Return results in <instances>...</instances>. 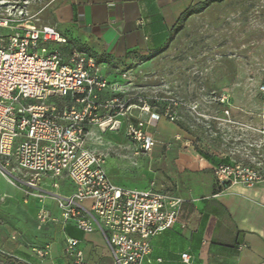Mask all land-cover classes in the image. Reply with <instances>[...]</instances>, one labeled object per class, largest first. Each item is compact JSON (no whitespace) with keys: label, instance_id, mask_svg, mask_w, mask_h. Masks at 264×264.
<instances>
[{"label":"built area","instance_id":"2783aa9c","mask_svg":"<svg viewBox=\"0 0 264 264\" xmlns=\"http://www.w3.org/2000/svg\"><path fill=\"white\" fill-rule=\"evenodd\" d=\"M17 2L0 1L7 4L0 7V176L23 188L25 202H38L39 228L55 221L51 200L64 225L103 236L114 264H144L152 240L178 222L182 200L154 184L147 189L116 186L105 169L106 155L88 146L90 129L118 131L126 118L127 137L148 153L156 145L148 129L161 119L177 123L186 103L120 95L102 64L85 52L67 51L68 39L30 13L31 0ZM259 91L264 97V82ZM221 101L228 103V98ZM256 132L264 137V126ZM253 146L263 148L264 142ZM214 174L220 193L264 180V170L250 157L217 165ZM49 252L48 246L33 249L40 260ZM64 254L68 264H94L77 239L66 240ZM181 258L192 264L188 253Z\"/></svg>","mask_w":264,"mask_h":264},{"label":"crops","instance_id":"0c3cea01","mask_svg":"<svg viewBox=\"0 0 264 264\" xmlns=\"http://www.w3.org/2000/svg\"><path fill=\"white\" fill-rule=\"evenodd\" d=\"M206 1L55 0L45 24L68 39L67 51L85 52L98 63L115 70L122 68L123 72L165 49L182 17ZM227 98L225 111L218 117L225 133H238L248 147L264 142L256 132L264 126L261 113H255V119L247 113L239 115L235 111L239 109ZM185 115L181 109L177 123L161 119L148 129L156 141L150 152L141 151L136 144L125 146L127 163L148 174V182L141 189L154 184L158 191L182 200L178 222L152 240V253L144 264H186L183 253L191 256L192 264H264V180L233 185L220 193L214 168L248 157L238 158L240 147L234 146L230 148L231 157L216 156V149L207 146L205 130L188 125ZM122 121L127 128L128 120ZM95 128L90 129L88 141L92 150ZM15 190L12 193L0 188V217L13 218L17 223V228L0 226V264H68L64 254L68 238L79 241L90 262L113 264L111 250L99 232L88 234L72 224L64 225L51 200L48 207L55 221L39 228L38 202H25L23 188ZM2 197L7 205L1 203ZM45 246L49 255L40 260L33 249Z\"/></svg>","mask_w":264,"mask_h":264},{"label":"rangeland","instance_id":"374dc122","mask_svg":"<svg viewBox=\"0 0 264 264\" xmlns=\"http://www.w3.org/2000/svg\"><path fill=\"white\" fill-rule=\"evenodd\" d=\"M17 1L20 0H9L18 5ZM54 3L55 0H31L29 11L40 24H45ZM6 5L0 3L3 9ZM145 60L123 72L109 64H102V68L120 95L126 93L130 99L158 96L184 101L188 125L205 130L207 146L216 149V156L229 158L230 148L240 147L238 158L253 157V162L264 170V147L250 148L238 133H225L218 118L225 111L223 97H229L239 115L247 113L255 119V113L264 112L259 91L264 82V0H224L205 7L184 22L165 49ZM112 95L108 93L109 97ZM95 129L91 146L106 155L105 169L111 181L122 188L145 186L148 174L124 159L125 146L135 144L126 136L125 124L118 131L103 133L98 127ZM15 187L21 186H13L0 176L2 191L13 193ZM1 203L8 204L5 197ZM16 224L13 218L0 217V226L17 228Z\"/></svg>","mask_w":264,"mask_h":264},{"label":"trees","instance_id":"16d2710c","mask_svg":"<svg viewBox=\"0 0 264 264\" xmlns=\"http://www.w3.org/2000/svg\"><path fill=\"white\" fill-rule=\"evenodd\" d=\"M223 1L224 0H209V1H206V2L202 3L199 7L195 8L194 10H188L187 14L182 17V19L179 21L177 27L174 29V34L178 33L181 30V28L184 25V22L189 17H191V16H193L195 14L201 13L205 7H208V6H210L211 4H213L215 2L221 3Z\"/></svg>","mask_w":264,"mask_h":264},{"label":"water","instance_id":"95a60500","mask_svg":"<svg viewBox=\"0 0 264 264\" xmlns=\"http://www.w3.org/2000/svg\"><path fill=\"white\" fill-rule=\"evenodd\" d=\"M68 98L70 97V95L67 96Z\"/></svg>","mask_w":264,"mask_h":264}]
</instances>
